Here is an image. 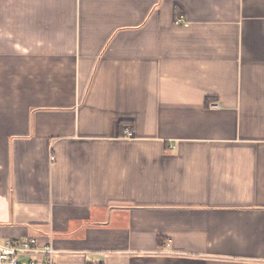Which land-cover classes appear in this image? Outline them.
Wrapping results in <instances>:
<instances>
[{
	"label": "crops",
	"instance_id": "crops-1",
	"mask_svg": "<svg viewBox=\"0 0 264 264\" xmlns=\"http://www.w3.org/2000/svg\"><path fill=\"white\" fill-rule=\"evenodd\" d=\"M25 237L264 264V0H0V241Z\"/></svg>",
	"mask_w": 264,
	"mask_h": 264
},
{
	"label": "built area",
	"instance_id": "built-area-1",
	"mask_svg": "<svg viewBox=\"0 0 264 264\" xmlns=\"http://www.w3.org/2000/svg\"><path fill=\"white\" fill-rule=\"evenodd\" d=\"M0 264H57V252L51 245L40 246L36 237L8 239L0 241Z\"/></svg>",
	"mask_w": 264,
	"mask_h": 264
}]
</instances>
